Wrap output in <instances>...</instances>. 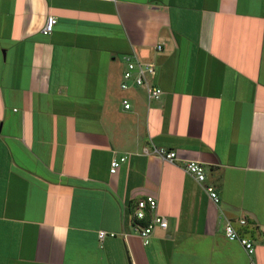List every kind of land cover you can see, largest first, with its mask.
<instances>
[{
    "label": "crops",
    "instance_id": "crops-1",
    "mask_svg": "<svg viewBox=\"0 0 264 264\" xmlns=\"http://www.w3.org/2000/svg\"><path fill=\"white\" fill-rule=\"evenodd\" d=\"M132 52L154 64L158 100L120 89ZM146 195L167 228L145 245ZM251 263L264 264V0H0V264Z\"/></svg>",
    "mask_w": 264,
    "mask_h": 264
},
{
    "label": "built area",
    "instance_id": "built-area-1",
    "mask_svg": "<svg viewBox=\"0 0 264 264\" xmlns=\"http://www.w3.org/2000/svg\"><path fill=\"white\" fill-rule=\"evenodd\" d=\"M55 22L56 18L53 15H48L41 28V32L43 34H50L53 30ZM156 48L160 50L161 45L158 44ZM123 59L125 61V66L119 82L120 89L126 91L132 87L142 88L145 91L146 98L149 103L158 100L162 95V89L152 81L155 73L154 64L142 60L135 52L124 55ZM122 105L124 109L131 108V103L127 98L122 99ZM154 152L157 153L161 159L168 162H174L175 159H177L175 151L163 148H154ZM125 159V155L112 157L109 172L111 174L116 173L120 164ZM184 170L198 183H203L206 180L205 168L198 160H187L184 163ZM204 191L213 202H217L219 200L217 191L212 185H206L204 187ZM147 217L149 218L148 222L143 225L139 224L136 228L137 234L145 245L149 243L154 227H159L160 229L167 228L166 218L156 212V199L152 195H146L145 197L138 199L135 204L134 218L140 222L144 221ZM245 222L246 221L243 218L238 219V223L241 225L245 224ZM224 234L228 240L238 241L246 251L247 255L250 256L254 253L252 241L249 238L240 235L235 229L233 222L230 220H226L224 223ZM106 236H114V233H107L104 230L98 231V238L100 240Z\"/></svg>",
    "mask_w": 264,
    "mask_h": 264
},
{
    "label": "rangeland",
    "instance_id": "rangeland-1",
    "mask_svg": "<svg viewBox=\"0 0 264 264\" xmlns=\"http://www.w3.org/2000/svg\"><path fill=\"white\" fill-rule=\"evenodd\" d=\"M124 66H125V61H124Z\"/></svg>",
    "mask_w": 264,
    "mask_h": 264
}]
</instances>
